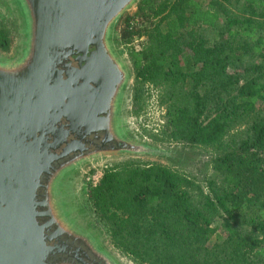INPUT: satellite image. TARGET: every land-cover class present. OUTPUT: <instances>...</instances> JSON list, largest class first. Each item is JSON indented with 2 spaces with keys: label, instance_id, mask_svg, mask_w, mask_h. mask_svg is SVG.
Wrapping results in <instances>:
<instances>
[{
  "label": "trees",
  "instance_id": "1",
  "mask_svg": "<svg viewBox=\"0 0 264 264\" xmlns=\"http://www.w3.org/2000/svg\"><path fill=\"white\" fill-rule=\"evenodd\" d=\"M232 1L233 11L215 0H137L120 19L121 41L133 43V108L143 109L146 82L166 108L154 138L213 151L202 180L124 159L89 185L112 243L139 262L264 264V0ZM10 36L0 21V47Z\"/></svg>",
  "mask_w": 264,
  "mask_h": 264
},
{
  "label": "water",
  "instance_id": "2",
  "mask_svg": "<svg viewBox=\"0 0 264 264\" xmlns=\"http://www.w3.org/2000/svg\"><path fill=\"white\" fill-rule=\"evenodd\" d=\"M46 2L47 16L41 22H30V17L23 14L27 38L22 39L18 56L13 59L0 56V264H48L47 258L54 247L48 243L50 237L46 236L45 225L38 217L45 213L57 221V217L64 215L55 189L59 174L62 170L78 169L103 154H82L61 166L60 173L49 184L52 189L44 203L38 200L42 172L52 160L42 152L44 141L63 125L74 126L88 119L91 112L86 110L80 89L72 88L73 79L52 82V64L46 62L53 59L52 53L34 36L42 38L54 33V51L56 41H61L83 53L81 57L86 56L90 43H97L94 55L114 53V27L137 0ZM115 56L122 70V84L104 120L106 126L118 131L125 143L122 151L165 152L126 136L122 102L130 72L116 51ZM74 76L77 78L78 74ZM42 205L46 206L45 212L39 210ZM56 225L57 233L63 232V224Z\"/></svg>",
  "mask_w": 264,
  "mask_h": 264
},
{
  "label": "flooded vegetation",
  "instance_id": "3",
  "mask_svg": "<svg viewBox=\"0 0 264 264\" xmlns=\"http://www.w3.org/2000/svg\"><path fill=\"white\" fill-rule=\"evenodd\" d=\"M10 1L14 4L19 17L22 39L26 40L27 30L23 26L25 20L23 14L30 17V22H41L47 16L45 6L48 4L47 0ZM34 37L40 39L41 44L49 48L52 53L53 59L46 61L52 64V82L58 84L60 79H73L72 88L80 89L87 105L86 110L91 112L88 119L76 122L74 126L63 125L44 141L42 152L50 155L52 159L42 172L38 188V200L44 203L49 189H52L49 184L54 182V175L60 173L58 169L61 166L67 165L82 154L118 152L125 148L118 131L107 127L104 121L110 114L113 101L122 84V70L115 56L116 49L114 53L110 52L107 55H94L97 43H90L85 52L86 56L81 57L83 53L61 41H56L57 49L54 51V33L42 38L40 35ZM93 55V59H90ZM76 59L81 61L75 63ZM76 73L77 78L74 76ZM61 205L64 207L63 204ZM72 206L74 207V203L69 205V208ZM39 210L45 212L46 206H39ZM38 219L45 225L44 232L50 237L48 243L54 247L47 258L48 264H121L103 245L91 226L85 227V218L76 211L74 223L69 221L65 214L57 217V221L45 213ZM56 223L63 224V232L57 233Z\"/></svg>",
  "mask_w": 264,
  "mask_h": 264
},
{
  "label": "rangeland",
  "instance_id": "4",
  "mask_svg": "<svg viewBox=\"0 0 264 264\" xmlns=\"http://www.w3.org/2000/svg\"><path fill=\"white\" fill-rule=\"evenodd\" d=\"M215 1L223 4L229 11H233L235 8V5L232 6V0ZM136 4L137 2L126 12H134ZM124 14L122 16H124ZM0 21L7 24L11 32V40L9 42L10 48L3 49L0 47V56L6 59H13L20 53L22 46V31L20 28L21 24L18 22L19 17L16 13V8L10 0H0ZM119 22L120 20L114 27L113 43L116 52L120 55L130 72V78L122 102V123L125 134L132 139L149 143L165 152L158 150L157 153H136L128 151L103 153L99 157L85 162L78 169L76 167L73 171L72 169L62 170L56 182L55 189L57 190L59 203L64 205L63 211L68 217V220L74 223L75 211L81 214L85 218V227L88 228V226H91V229L96 232L103 245L117 257L121 264H146L137 261L132 256L123 253L119 248L114 246L108 233V225L104 219L96 215L95 208L89 198V185L99 181L107 166L124 159L159 161L172 168L195 175L202 180L211 172L213 151L211 146H185L184 143L180 141H162L154 138L153 133L160 132L161 124L165 120L166 108L164 104L160 103L159 89L150 82L144 84L145 101L143 109L137 113L133 108V85L135 79L132 62L129 57V52L133 43L127 44L121 41L120 30L118 28ZM141 28H143L142 25ZM202 29L208 37L212 39L218 37L219 31L217 27H206V29ZM146 37V33H143L139 38L135 39V44L139 46V42ZM73 203L74 207L72 206L69 208V205ZM220 236L221 233L218 231L215 234V240L221 239L222 237ZM254 254L258 256L263 253L262 251H257Z\"/></svg>",
  "mask_w": 264,
  "mask_h": 264
}]
</instances>
